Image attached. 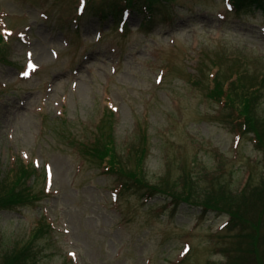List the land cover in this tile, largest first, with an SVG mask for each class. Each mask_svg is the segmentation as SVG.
Returning <instances> with one entry per match:
<instances>
[{"label":"rangeland","instance_id":"rangeland-1","mask_svg":"<svg viewBox=\"0 0 264 264\" xmlns=\"http://www.w3.org/2000/svg\"><path fill=\"white\" fill-rule=\"evenodd\" d=\"M120 3L91 0L82 12L78 0H0V30L9 33V62L0 61V178L14 177L8 167L20 159L34 170L23 182L35 195L0 209V251L20 246L41 221L35 264H221V247L237 232L226 211L122 190L82 143L95 139L109 111L129 167L134 158L124 149L146 129L149 182L183 170L202 174L204 185V172L233 187L261 179L252 135L223 120L232 108L206 87L215 62L222 72L245 64L263 81L255 108L264 115V14L228 0H172L150 24L138 11L124 26L110 13L101 18L99 8Z\"/></svg>","mask_w":264,"mask_h":264},{"label":"trees","instance_id":"trees-1","mask_svg":"<svg viewBox=\"0 0 264 264\" xmlns=\"http://www.w3.org/2000/svg\"><path fill=\"white\" fill-rule=\"evenodd\" d=\"M90 1L78 0L82 12ZM171 1L122 0L120 5H109V8H99L98 11L101 18H105L106 14L110 13L115 21H124L123 26L126 21L125 16L138 11L144 15V17L142 15V21L146 25L153 22L158 6L166 7ZM228 1L237 11L244 8H259L264 14V0ZM80 16L78 14L73 18L77 30L80 26ZM8 35L7 30H0V61L4 62H9L3 54ZM240 61L243 60L240 59ZM241 64L232 62L226 67V72L221 71L217 62L210 65L208 75L211 81L206 87V96L223 107L232 108V112L223 115V120L226 122L230 117L236 130L252 135L255 146L262 152L264 162V115L257 112L255 108L262 94L263 81L256 80L254 73L250 72L245 64H242L244 66L241 68ZM193 78L190 73L189 80L198 82ZM106 113V120L103 117L101 123L97 125L95 139L89 143H82L84 144L82 152L99 160L107 174L119 176L122 190L133 186L143 190V195L147 197L164 195L172 203L184 202L201 205L205 210L226 211L229 216L227 225L234 230L237 229V232L230 235L229 244L226 243L223 250L221 247V251L226 255L225 261L221 264H264V175L255 181L248 176L250 180L247 179L239 187H233L230 181L220 178L221 174L215 176V174L208 175L207 172L203 174L204 179L207 180L204 185L200 183L202 174L195 177L186 170H183L181 175L177 176L178 178L161 176L157 181L149 182L142 174L148 150L146 129L141 128L137 140L139 143L136 146V140H131L124 149L127 152L126 159L132 161L134 158L133 167H129L126 165L127 161L122 159V155L116 149L114 135L111 132L113 113L109 111ZM12 168L8 167V173L13 170L14 177L0 178V209L23 205L28 198L33 199L35 196L30 186L24 185L23 182L25 177L34 172L33 168L20 159H15ZM31 229L30 238L20 246L1 249L0 264H35L33 241L47 229L41 221H38Z\"/></svg>","mask_w":264,"mask_h":264}]
</instances>
